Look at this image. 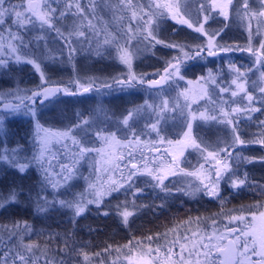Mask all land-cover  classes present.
<instances>
[{
  "label": "rangeland",
  "instance_id": "obj_1",
  "mask_svg": "<svg viewBox=\"0 0 264 264\" xmlns=\"http://www.w3.org/2000/svg\"><path fill=\"white\" fill-rule=\"evenodd\" d=\"M251 1L254 5L246 3V8L244 3H237L235 6L237 15L235 21L245 30L244 45L255 49L256 52L253 61L245 67H238L233 61L234 64L228 61L222 67L218 64L220 60L218 50L225 49L228 45L222 44L217 39L220 28L211 26L210 19L221 16L227 22L228 16L226 18L222 15V9L219 7L225 0H179L180 15L176 19L172 18L167 9L154 6L156 3H163L164 0H131V6L128 0H42L45 12L49 9L55 10L50 12L51 26L44 25L43 27L35 18L32 23L21 27L13 22L16 19L14 14L4 17V23H0V61H3L0 68L3 69L2 72L9 75L13 66L27 64L38 76L35 83L27 84H24L27 81L20 83L17 79L10 78L9 87H5L1 84L2 80L0 81V105L7 101H15L11 105H20L18 110L0 109V118L22 115L29 117L32 121L28 140L24 144L3 147L0 155H9L11 158L12 150L15 149L14 155L21 163H28L34 156L39 155V137L44 133L37 132V122L43 129L52 132H66L71 129L69 138L60 142L52 141L42 165L33 161L27 168L36 174L29 189L34 195L27 198V194L30 195L29 192L26 193L25 198L32 203L30 206L34 211L37 212L34 208H37L38 196L46 197L50 201L83 199L87 202L96 199L98 191L107 193L99 198L101 202L114 189L118 191L130 189L132 193H137L139 188L135 185L142 186L145 183L153 185L155 189L172 191L171 193L182 189L190 195L204 193L207 196L209 194L204 190V185L215 184L217 195L213 197H218L219 205L215 208L209 206L211 215L178 218L176 228L165 232V236L155 237L153 240L139 238L131 243L120 245L114 253H108L105 250H102L100 254L83 250L75 251L74 245L78 242L71 244V234L63 236L62 241L59 236L48 235L50 238H47L43 235L46 239L33 245L32 240H27L29 235L30 237L33 235L25 230L24 225L19 224L15 231H11L9 225H5L6 227L2 226L3 229L0 228V251L7 255V258H4V264H10L15 259L19 260L18 256H24L27 264H45V261L47 264H114V262L133 264L132 261L126 259L127 257H135L136 264H144L145 260L150 261V264H155L156 259L161 257V251L156 250L161 249L163 244H167L169 250L176 247L179 253L181 249L186 252L192 248H196L197 253L207 251L204 245L208 248L209 246L214 248L217 245L223 247L227 244L228 238L235 240L241 232L247 231L246 225L252 222L253 215L258 218L261 213H264V203H253L242 207L226 205V202L221 200V183L235 180L233 179L234 172L231 171L229 154L218 157L222 152V144L219 143L212 147L202 135L206 129L209 133L213 132V127L210 125H215L225 129L226 136L223 138L235 143V138L238 136L239 118L251 116L260 107L263 110L264 93L260 90L264 88V68H261L263 66L261 55L264 53V48L261 47L264 44V16L260 13L264 12V0ZM26 3L27 0H5L4 7L11 10L13 6L26 5ZM77 4L83 11L76 7ZM231 4L233 5V2ZM232 5L228 7V14L229 11H234ZM16 10L24 11V8L17 7ZM133 12L136 13L135 17H133ZM149 15L152 24L147 26L145 21L149 19ZM162 15L200 34L204 44L202 46L192 43L187 48L183 45L170 47L173 50L172 55L165 60L162 71L139 72L134 61L142 55L152 53L147 31H151L152 36L155 37V40L150 38L152 45L163 43L162 41V43H157L160 41L155 34L158 28L154 27L157 23L159 24L157 20ZM180 19L187 20L188 23H180ZM201 27L203 31H197ZM31 29L32 31L29 32ZM13 35L17 39H13ZM209 37L212 38L211 51L215 55H209ZM9 44L16 48L15 53L12 52ZM102 45L112 48L111 53L116 56L119 63L117 74L110 78H99L92 75V78L77 76L69 80L70 83H75L76 90H83L81 86L89 88V91L85 92L88 95L85 110L83 112L76 110L75 115L68 119L67 123L54 120V118L53 120L50 118V121L37 118L38 113L42 117L44 109L50 108L49 105L55 98V96L46 98L47 100L42 103H29L30 99H27L30 97L31 90L56 82L48 73L46 66L51 64V61L60 59L59 57L71 63L73 57L86 52L84 49L90 47L97 49ZM168 45L174 44H166L167 47ZM121 47L127 48L132 55L131 68L119 59L118 49ZM194 50L203 51L195 55L197 57L194 61L205 64L204 72L195 77H189L184 74L183 70L186 69V61L192 57ZM185 53H187V58ZM17 55L21 57L20 61L16 60ZM159 57L160 55L157 59ZM31 60L40 64L39 71L28 62ZM212 61H214L212 66L206 65ZM169 64L178 65L179 74L172 75L159 85H150L149 81H154L164 75V70L169 67ZM169 71L171 72V69ZM41 72L44 73L43 79ZM239 73H243V76ZM129 76L136 77L131 85L127 84ZM141 80L143 83L138 82ZM233 80H236L237 84H243L245 91H240L237 84L232 83ZM222 89L227 91H221ZM232 92H237V95L233 96ZM113 93H118L124 98L136 94L139 101L135 104L132 102L126 110L117 113L107 106L109 102L107 103L106 98ZM185 94L187 99H185ZM248 94L253 97L251 102L247 99ZM20 100L23 102H19ZM162 101L168 102L167 108L163 110ZM137 108L140 110L134 112L128 125H124L123 119L129 111ZM233 108L239 111L232 112ZM30 109L34 110L35 115ZM200 113L215 117V119H203ZM224 113H227V116ZM82 121H88V123L82 124ZM189 123H191L190 138L184 135L188 131ZM153 124L156 125L155 131L151 128ZM195 124L200 126V130L198 128L195 130ZM1 125L2 120H0V128ZM112 134L115 135V139L102 138H110ZM73 138L78 143H74ZM190 139L195 140L198 147L191 146ZM251 141H263L264 144L261 138L251 139ZM248 143L250 140L247 141ZM81 147L92 151L81 155ZM209 152L216 155L208 156ZM0 162L7 163L2 160ZM225 164L228 165L227 171H224ZM67 168L72 169L73 175L65 183L63 177L67 175L65 171ZM216 170L221 172L218 183L215 177ZM17 171L21 173L18 169ZM133 172L135 175H132ZM192 173H199V175H192ZM46 174L54 180H60L61 187L54 190L45 181ZM157 176L162 178V184L157 181ZM25 191L28 192V189ZM7 197L9 195L3 198ZM90 204L97 205V203H85V207ZM55 206L60 205L57 203ZM66 208L76 216L73 209ZM123 210L121 209L120 212ZM239 216L245 219L243 221L231 219ZM232 229L236 231L231 232ZM218 237H223V239H217ZM245 241L251 248L250 238L240 236L237 242L239 253L243 255L244 260L242 261L246 264H253L259 257L252 256L250 252L243 254L244 250L240 245ZM25 245H33L32 251L29 252ZM126 245L128 247H125ZM169 250L164 251L162 264L173 263L175 257L171 255V260L168 259V256L173 253ZM84 254H87V259ZM70 255L73 256L71 261H66L64 256L68 258Z\"/></svg>",
  "mask_w": 264,
  "mask_h": 264
},
{
  "label": "trees",
  "instance_id": "obj_2",
  "mask_svg": "<svg viewBox=\"0 0 264 264\" xmlns=\"http://www.w3.org/2000/svg\"><path fill=\"white\" fill-rule=\"evenodd\" d=\"M232 2L234 11H229L227 22L218 16L211 18L210 24L214 28H220L217 39L222 44H227V49H229L228 51L218 50L219 66L222 67L231 61L230 64L235 63L238 67H245L253 61L256 52L255 49L250 48L251 51H249V48L245 47V30L235 21L237 17L235 6L237 3L245 4V1L233 0ZM246 3L254 5L251 0H247ZM158 21L159 24L154 25L158 28L155 30V34L163 43L152 45L151 37L149 38L152 53L142 55L134 61L139 72L162 71L165 60L172 55L171 51H173L166 44L183 45L186 48L192 43L202 46L204 44L201 41L202 36L189 27L163 15ZM111 51L110 46L102 45L97 49L90 47L84 49L85 53L73 57L71 63L65 62L59 57L60 59L51 61V64L46 67L54 80L67 76H71V78L90 76L92 78V75L99 78H110L119 70V63ZM202 52L201 50L192 52V57L186 61L184 74L195 77V75L204 72L203 66L205 64L194 61L197 57L195 55ZM159 55L160 57L157 59ZM261 60L263 63L261 68L263 69L264 53L261 55ZM213 63L214 61L206 65L212 66ZM2 71L3 69L0 68V81L2 80L3 83L1 84L5 87L11 85L10 78L17 79L20 83L27 81L24 84L37 81V73L31 70L27 64L13 66L9 75H5ZM108 96L106 98L107 103L109 102L108 108L111 107L117 113L126 110L132 102L135 104L139 101L136 94L126 98L118 95V93ZM87 98L88 95L81 91L74 95L56 96L49 105L50 108L44 109L42 117L38 113L37 118H41L43 121H50V118L52 120L54 118V120L67 123L69 122L68 119L75 115L76 110L80 112L85 110L88 104ZM21 101L23 102V100L19 102ZM262 109L260 107L249 117L239 118L237 123L238 137L245 141L242 145L223 138L226 136L224 134L225 129H221L219 126L210 125L213 127V132L210 133L208 129L204 130L203 133L200 131L208 145L215 147L221 143L222 149H227L229 154L231 171L234 172L233 179L235 180L221 183V200L225 201L226 205L245 207L253 203H264V144L263 141H251L255 138L264 140V107ZM31 126L32 121L29 117L22 115L4 117L0 128V150L5 146L24 144L29 138ZM194 127L195 130H200L199 125L195 124ZM249 140L250 143L247 144ZM228 154L222 151L218 157ZM0 168V198L10 195L13 191L17 194L15 202H9L0 208V228L3 229L6 227L5 225H9L10 230L15 231L14 224L24 225L25 228L26 222L30 229L27 231L33 235L31 237L29 235L27 240H32L33 245L36 242H43L46 239L43 235H46L47 238H50L48 235L59 236L60 241H62L63 236L71 234V244L78 242L75 244L76 246L74 245L75 251L83 250L88 253L100 254L102 250H105L108 253H114L120 245L133 240L139 238H151L153 240L155 237H162L166 234L165 232L176 228L178 218L205 217L212 214L209 212V206L213 208L219 206L218 197L212 195L207 196L204 193L190 195L182 189L171 193L172 191L155 189L153 185L145 183L142 186L135 185L139 188L137 193H132L130 189L114 190L105 196L99 202L100 204L86 206L85 211L79 216H74L69 209L61 206L51 207L46 212H36L30 206L32 203L25 199L26 193L30 192V184L35 180V172L27 170L25 173H19L15 167L4 162H0ZM239 180H243L244 184L234 187V183ZM27 189L28 192L25 191ZM33 195L30 192V195L27 194V198H31ZM125 207L133 213L128 217L127 223H124L120 216V210ZM165 219L167 223H165ZM9 228L7 227L8 230ZM70 251L72 252L71 248Z\"/></svg>",
  "mask_w": 264,
  "mask_h": 264
},
{
  "label": "snow or ice",
  "instance_id": "obj_3",
  "mask_svg": "<svg viewBox=\"0 0 264 264\" xmlns=\"http://www.w3.org/2000/svg\"><path fill=\"white\" fill-rule=\"evenodd\" d=\"M129 2V6H131V0H128ZM232 0H225V2L221 5H219V7H221L222 12L221 14L224 15L226 18L228 16V7L229 5H231ZM5 4V0H0V23H4V17L6 15H10V14H14L15 16V20L13 21L14 23L20 25L21 27H23L24 25L28 24V23H32L33 22V18H35L36 21H39L41 26L43 27L44 25H49L51 26V15L50 12H54V9H49L48 12H45L43 10V5H42V0H27L26 5H18V6H13L11 10H9L8 8L4 7ZM155 7L158 8H164L167 9V11L172 15L173 19H176L179 15V0H164L163 3H156L154 5ZM17 7H23L24 11H17L16 8ZM76 7L80 10L83 11L82 9H80L79 4L76 5ZM244 7H247L246 4V0H245V5ZM61 15H63V13H61ZM260 15L264 16V12H261ZM136 16V13L133 12V17ZM180 23H184L187 24L188 21L184 20V19H180L179 21ZM145 24L147 26H150L152 24V20H151V16L149 15V19L147 21H145ZM189 26H191L189 24ZM197 31H203V28H198ZM79 35H83V33H79ZM205 35H207V33H205ZM147 36L151 37L153 40H155V37L152 36V32L151 31H147ZM13 39H17L16 36H12ZM108 42V41H106ZM157 43H162L161 41H157ZM169 47H177V45H168ZM9 47L11 48L12 52L15 53L16 52V48L13 47L11 44H9ZM213 47L212 44V38L209 37V43H208V49H209V55H215L214 52L211 51V48ZM262 48H264V44L261 45ZM229 49L225 48L223 49V51H228ZM249 51H251V49H248ZM119 51V59L128 65L129 68H131V63H132V55L129 52V50L125 47H121L118 49ZM185 57L187 58V53H185ZM175 59V58H174ZM16 60L20 61L21 57L20 56H16ZM29 63H32L35 68L39 71L40 70V64L36 63L34 60L28 61ZM3 61H0V64H2ZM169 69H171V72L169 71ZM238 71V70H237ZM179 74V67L178 65H173V64H169L168 68H165L164 70V75L161 76V78L159 80L156 81H149L148 83L150 85H159L161 83H163L165 80L169 79L172 75H178ZM41 78L43 79L44 73L41 72L40 73ZM240 76H243V73H239ZM136 77L135 76H129V79L127 81L128 85L132 84V81L135 80ZM182 79V77H181ZM140 83H143V81H138ZM214 82V81H213ZM124 83V82H121ZM233 84H237L236 80L232 81ZM81 88L83 89L84 92L89 91V88H84L83 86H81ZM237 88L240 91H245L243 84H237ZM60 91H67V89H60V88H42L40 91H33L32 92V96L31 97H27V99H33L34 97L43 95L44 97H48L51 95H54L56 92H60ZM221 91H227L226 89H222ZM262 93H264V88H262L260 90ZM75 94V93H73ZM233 96L237 95V92H232ZM187 95L185 94V99H187ZM247 99L248 101H252L253 97L251 96V94L247 95ZM147 104V102H145ZM167 101H162V110L164 108H167ZM5 107L7 108H12L13 110H18L20 105H5ZM149 107H151L149 105ZM140 109H134L133 111H129L128 115L123 119V124L124 125H128L129 120L133 117L134 112H138ZM255 110V109H254ZM33 115H35L34 110H31ZM239 111V109L233 108L232 112H237ZM225 116H227V113H224ZM201 118L203 119H215V117H209V116H205L204 113H200ZM0 120H2V118H0ZM229 123H231V121H228ZM88 121H82V124H87ZM77 127H79V125H77ZM36 128H37V132H43L44 135L40 136V152L39 155H36L32 158V161H29L28 163H21L19 159H17V157L14 155V153L16 152L15 149L12 150V155L11 158L9 155H0V160L7 162L8 164L12 165L13 167L17 168L21 173H24L27 168L30 166V164L34 161L37 164H41L44 161V157L46 152L48 151L52 141H57L60 142L62 140H64L65 138H69L70 137V133H71V129H69V131L66 132H52L48 129H43L42 126L37 122L36 124ZM152 130H156V125L153 124L151 125ZM188 131L184 134L186 137L190 138V134H191V123H189L187 125ZM99 135V133L97 134ZM103 139L106 140H112L115 139V135L112 134V136L110 138H106V137H102ZM73 142L74 143H78L77 141H75V139L73 138ZM190 143L191 146L193 147H198V145L196 144L195 140H191L190 139ZM235 143L238 144H244L245 141L240 140L238 136H236L235 138ZM88 151H92L90 149H86L81 147L80 152L81 155H83L84 153L88 152ZM99 151V150H97ZM221 151L225 152V154L227 153V149H221ZM215 153L209 152L208 156H215ZM135 167V166H133ZM228 170V165L225 164L224 165V171ZM46 171V170H45ZM67 172V175L63 177L64 182L66 183L68 180H70L72 178L73 175V171L71 168H67L65 170ZM132 175H135V172L132 173ZM192 175H199V173H192ZM215 177H216V182L218 183L220 177H221V172L219 170L215 171ZM131 177H129L130 179ZM45 181L54 189H58L59 187H61V182L60 180H54L52 179L50 176H48L47 174L44 177ZM157 181L159 183L162 184V178L157 176L156 177ZM205 179H207V177H205ZM244 184L243 180H239L236 181L234 183V187H238L240 185ZM90 187H92L90 185ZM216 185L212 184L211 186L209 185H204V190L207 192V194L212 195V196H216L217 195V191L215 190ZM115 190V189H114ZM107 193L104 192H96V199L92 200V201H83V199L80 200H76V201H65V200H48L46 197H39L37 198V211L39 212H46L49 210V208L54 207L55 204H59L61 207H68L73 209L74 214L76 216H79L81 213H83L85 211V203H97L99 204L100 202V197H102L103 195H105ZM16 200V193L12 192L9 197H7L6 199L4 198H0V208H3L5 203L7 202H11V201H15ZM42 201V202H41ZM119 207V206H118ZM133 213L128 211L127 207L124 208V210L122 212H120V216L123 219L124 223H127L128 217L131 216ZM104 215H107V213H104ZM232 220H236V221H243L245 218L243 216H239V217H232ZM251 223L246 225L247 231H243L240 233L239 236L236 237L235 240H229L228 241V246L227 247H220L219 245L216 246V250L218 252H220L225 258L227 259H231L233 257H235V255L237 254L236 252V245L237 242L240 239V236L246 237V238H250L251 240V248H249L247 241H245L244 243H242L240 245V247H242L244 249V253L246 254L248 252L251 253L252 256H257L259 257V259L255 262H253V264H264V213H261L260 216L257 218L255 215L252 216L251 218ZM14 227H19V225H14ZM25 230H30L29 226L27 225V223L25 222ZM235 229H232L231 232H235ZM151 239V238H149ZM217 239H223V237H218ZM131 243V242H130ZM139 243V242H137ZM125 247H128L127 245ZM183 247V246H182ZM204 247H207V245H204ZM25 248L31 252L33 245H25ZM151 251V250H149ZM156 251H159L158 249ZM171 251V250H169ZM85 255V259H87V254ZM18 259L21 261V264H27V261L25 259L24 256H18ZM126 259H128L129 261H132L133 264H136V258L135 257H127ZM143 259V258H141ZM45 264H47V261H45ZM144 264H150V261L145 260Z\"/></svg>",
  "mask_w": 264,
  "mask_h": 264
},
{
  "label": "flooded vegetation",
  "instance_id": "obj_4",
  "mask_svg": "<svg viewBox=\"0 0 264 264\" xmlns=\"http://www.w3.org/2000/svg\"><path fill=\"white\" fill-rule=\"evenodd\" d=\"M47 26V25H46ZM71 78V76H67V77H63L60 79H55L56 82L52 83L55 85H58V88L60 89H67V91H60V92H56L54 95L48 97L51 98L53 96H59V95H74L73 93L76 92H83L85 93L83 90H76V85L75 83H70L71 81H69ZM60 80V81H59ZM89 87V86H88ZM40 87L37 89H33L29 92L30 97L32 96V92L33 91H39ZM47 98V99H48ZM47 99H43L42 95L34 97L33 99L29 100V103H34V102H39L42 103L44 101H46ZM166 234H164L163 236H165ZM232 240V238H228L227 239V244L223 247H227L228 246V241ZM167 244H163L161 249H157L161 251V257L156 259V263L155 264H162V259H163V253L165 250H169V246H166ZM221 247V246H220ZM207 249V251H200V252H196V248H192L190 249V251H186L184 252V250H180L179 253V249H177L176 247L170 249V252H173L172 254H170L168 256V259H170V256L173 255L175 258L173 259V263L172 264H246V262L242 261L244 260L243 255H241L239 253V248H238V244L236 245V252L237 254L235 255V257L231 258V259H227L225 258L220 252H218L216 250V247L211 248V246L205 247ZM244 250V249H243ZM176 254V255H175ZM60 255V254H59ZM178 255V256H177ZM63 256V255H62ZM183 256L182 258H179ZM71 257L73 256H69L68 258H66L64 256V258L66 259V261H71ZM4 258H7V255L3 253V251H0V264H4ZM164 260V259H163ZM161 261V262H160ZM166 261V259H165ZM171 263V261H170ZM10 264H21L20 260H14L12 263ZM114 264H118L117 262H114ZM163 264H168V263H163Z\"/></svg>",
  "mask_w": 264,
  "mask_h": 264
},
{
  "label": "water",
  "instance_id": "obj_5",
  "mask_svg": "<svg viewBox=\"0 0 264 264\" xmlns=\"http://www.w3.org/2000/svg\"><path fill=\"white\" fill-rule=\"evenodd\" d=\"M160 78H161V77H158L156 80H159ZM156 80H154V81H156ZM42 88H58V85H55V84L44 85L43 87H41V88L39 89V91H40ZM51 96H52V95H51ZM48 97H50V96H48ZM48 97H44V96L42 95V98H43V99H46V98H48ZM8 104H14V103H12L11 101H7V102L3 103L2 105H0V108H1V109H6L7 107H5V105H8Z\"/></svg>",
  "mask_w": 264,
  "mask_h": 264
}]
</instances>
